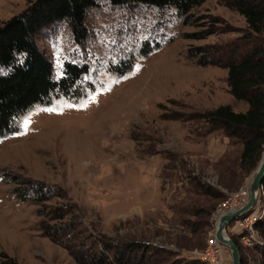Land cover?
Instances as JSON below:
<instances>
[{
    "label": "rangeland",
    "instance_id": "rangeland-1",
    "mask_svg": "<svg viewBox=\"0 0 264 264\" xmlns=\"http://www.w3.org/2000/svg\"><path fill=\"white\" fill-rule=\"evenodd\" d=\"M35 1L0 0V25ZM86 21L83 43L66 22L36 37L56 79L66 61L89 65L84 96L38 104L21 118L19 132L0 138V264H78L42 234L38 207L14 195L11 174L62 188L65 196L47 204L66 207L86 244L105 236L141 243L148 253L166 251L162 264H210L200 255L224 204L242 189L249 201L262 154L243 163L242 139L206 120L221 105L246 112L249 104L232 94L228 68L199 61L212 46L249 51L245 16L226 0H206L190 16L174 6L98 0ZM263 209L261 187L252 212L227 226L243 264L260 262L254 239L261 236L255 224L243 223L259 220ZM222 249L216 264H232L229 248Z\"/></svg>",
    "mask_w": 264,
    "mask_h": 264
},
{
    "label": "trees",
    "instance_id": "trees-1",
    "mask_svg": "<svg viewBox=\"0 0 264 264\" xmlns=\"http://www.w3.org/2000/svg\"><path fill=\"white\" fill-rule=\"evenodd\" d=\"M205 1L109 0L112 5L174 6L179 14L186 16ZM97 4L98 0H36L0 25V138L19 132L21 118L36 105H50L58 96L71 99L84 96L90 83L85 80L89 65L66 61L63 76L56 79L53 61L41 49L36 37L45 29L66 22L74 40L83 43L89 35L87 13ZM226 4L245 16L249 31L242 40L251 49L240 53V46L203 48L199 62L228 68L232 94L247 101L249 108L246 112H236L229 105H221L205 116L208 122L242 139V162L247 163L264 152V0H226ZM112 69L121 75L127 73L123 68ZM15 176L11 174L7 179L16 185L12 189L14 195L38 207L36 213L43 218L39 227L42 234L66 248L78 264H162L164 261L166 251L148 253L149 249L144 250L143 244L134 241H116L105 236L87 244L80 241L76 237L77 226L67 220L66 207L47 204L54 197L62 196V188L32 178L18 182ZM255 229L261 236V240L255 239L254 245L260 252L258 264H264V213L255 223ZM234 240L241 249L238 240Z\"/></svg>",
    "mask_w": 264,
    "mask_h": 264
},
{
    "label": "water",
    "instance_id": "water-1",
    "mask_svg": "<svg viewBox=\"0 0 264 264\" xmlns=\"http://www.w3.org/2000/svg\"><path fill=\"white\" fill-rule=\"evenodd\" d=\"M264 182V152L258 169L250 185V199L243 207L228 213H223L217 220L215 238L217 241L227 246L231 252L232 264H241L240 248L235 240L227 234V226L229 223L240 216L250 213L258 201V194Z\"/></svg>",
    "mask_w": 264,
    "mask_h": 264
},
{
    "label": "built area",
    "instance_id": "built-area-1",
    "mask_svg": "<svg viewBox=\"0 0 264 264\" xmlns=\"http://www.w3.org/2000/svg\"><path fill=\"white\" fill-rule=\"evenodd\" d=\"M244 191V189H242L241 192L239 193H236L235 195H233L228 201H226V203L224 204V206H226V210L224 209L222 211V213H228V212H232V211H235L234 208H230L229 207V204L231 202H234V205L235 207H242L244 206L245 204L244 201L245 197H241L242 196V192ZM244 193V192H243ZM246 196V195H245ZM236 199H235V198ZM240 200H243L242 203H240ZM243 204V205H242ZM242 205V206H241ZM223 208V207H222ZM239 209V208H238ZM246 223L244 224L243 223V226L245 227H248V228H251L253 227V225L258 221V217L254 216V217H248L246 218ZM255 240V239H254ZM222 253H223V249H222V244L219 243L217 241V239L214 237V239L211 241L209 247L203 251L200 255V258L204 261V262H207V263H210V264H216L218 263L220 260H221V257H222Z\"/></svg>",
    "mask_w": 264,
    "mask_h": 264
},
{
    "label": "bare ground",
    "instance_id": "bare-ground-1",
    "mask_svg": "<svg viewBox=\"0 0 264 264\" xmlns=\"http://www.w3.org/2000/svg\"><path fill=\"white\" fill-rule=\"evenodd\" d=\"M243 192H244V193H243ZM243 192H242V196H241V197H245V195L248 197V195H249V190H248V189H244ZM250 194H251V193H250ZM234 198H235V197H234ZM235 199H236V198H235ZM246 199H247V198H246ZM246 199H245V201H244L243 204L248 203V202H247L248 200H246ZM243 204H242V205H243ZM242 205H241V206H242ZM229 207H230V208H234V209H235V208H237V209H238V208H241L240 206H239V207H238V206L235 207L234 202H231V203L229 204ZM242 207H243V206H242ZM237 209H236V210H237ZM251 212H252V211H251Z\"/></svg>",
    "mask_w": 264,
    "mask_h": 264
}]
</instances>
